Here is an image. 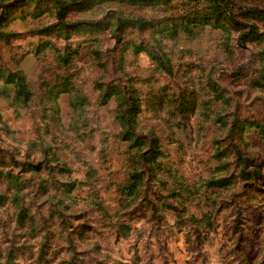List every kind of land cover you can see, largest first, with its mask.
<instances>
[{
	"label": "clouds",
	"instance_id": "obj_1",
	"mask_svg": "<svg viewBox=\"0 0 264 264\" xmlns=\"http://www.w3.org/2000/svg\"><path fill=\"white\" fill-rule=\"evenodd\" d=\"M0 264H264V0H0Z\"/></svg>",
	"mask_w": 264,
	"mask_h": 264
}]
</instances>
